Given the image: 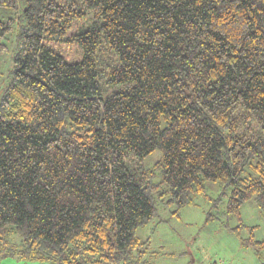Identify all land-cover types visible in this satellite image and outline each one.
Returning a JSON list of instances; mask_svg holds the SVG:
<instances>
[{"label": "trees", "instance_id": "trees-1", "mask_svg": "<svg viewBox=\"0 0 264 264\" xmlns=\"http://www.w3.org/2000/svg\"><path fill=\"white\" fill-rule=\"evenodd\" d=\"M80 3L0 0V259L146 264L156 200L206 181L264 213V0Z\"/></svg>", "mask_w": 264, "mask_h": 264}, {"label": "rangeland", "instance_id": "rangeland-1", "mask_svg": "<svg viewBox=\"0 0 264 264\" xmlns=\"http://www.w3.org/2000/svg\"><path fill=\"white\" fill-rule=\"evenodd\" d=\"M75 1L81 4L80 0ZM84 12L80 31L101 23L90 12ZM100 42L97 59L98 68L102 69L112 55L102 39ZM13 43L14 38L10 37L9 50L0 57V97L10 80ZM160 157L156 150L143 160V165L151 166ZM205 189L204 194L191 196L190 205L182 207L156 200V215L135 233L147 242L146 264H264V248L252 245L253 241H264V213L254 200L244 202L238 214H227L222 186L206 181ZM0 264L42 263L10 257L0 259Z\"/></svg>", "mask_w": 264, "mask_h": 264}]
</instances>
